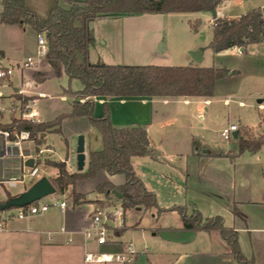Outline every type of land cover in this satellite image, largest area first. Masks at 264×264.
Segmentation results:
<instances>
[{
    "label": "crops",
    "instance_id": "crops-1",
    "mask_svg": "<svg viewBox=\"0 0 264 264\" xmlns=\"http://www.w3.org/2000/svg\"><path fill=\"white\" fill-rule=\"evenodd\" d=\"M25 1L41 21L47 20L51 9L55 6H67L64 0ZM1 2L2 0L0 1V13L3 9ZM224 3L225 0L216 10L213 20L216 18L238 19L249 12L240 9L239 13L229 14ZM263 8L264 2L250 11L260 10L262 12ZM120 17L123 16L100 18L91 24L95 37V43L89 49V59L92 63L101 62L110 65L134 61L137 64L141 62L164 64L174 60V64L179 66L225 68L222 65L209 66L205 64L206 60H212L214 56L208 54L207 47L197 39L181 41L174 46L171 43L167 44L165 40L164 42L157 40L158 38H154L152 34L149 37L145 36L144 47L139 46L136 40H130L123 32L117 34L118 31H115L116 27L119 29L123 24V18ZM0 25H2L6 36L11 35L14 41L13 47H0V67L14 69L12 77L0 81V110L3 111L0 113V124L7 125L13 119L21 118L24 98L34 101L33 110L38 114V122H50L61 114L70 113L71 111L48 119L44 117L39 119L41 115L45 116V112L42 109L38 110L37 105L43 103L45 96L38 90V86L52 77V70L46 60L36 69L24 70L22 68L26 58L35 56L37 53L38 34L31 27L7 26L1 23ZM101 26L105 27L106 31L100 36L97 29L101 30ZM161 43L164 45L159 52L158 48ZM261 44H264V41L249 45L243 51L233 48L217 54L216 57L221 58L225 53H247L250 47H259ZM132 45H136V49L139 51L128 56L125 49L127 50L128 47L131 49ZM166 47H168V54L164 56L167 51ZM200 48L203 49L202 60L196 63L188 55V52ZM142 53L144 58H142ZM134 55L136 56L134 57ZM259 74L263 77L264 71L260 69ZM232 76L234 75L217 84L213 97H96L93 99L94 113L98 117L101 116L103 106L107 103L111 110V122L115 127L124 128L137 125L146 129L151 139L154 156L135 157L132 159V165L147 189L155 194L159 208L171 209L175 206L188 208V198H191L188 194L189 191H193L190 186L193 178L195 176L207 178L210 176L208 172L211 173L212 182L220 187L218 190H213L215 192L213 196H216L217 200L214 201L221 210L217 212L224 214V211L229 215L230 225L227 227L233 228L238 233L243 254L247 258H253L256 264H264V223L260 222V227H248L247 216L242 211L246 205L264 206V199L262 196L254 197L251 193L248 198L240 197L234 193L230 195L231 183L230 187L225 185L229 177L215 171H219L221 168L228 171L227 156H230L228 152L231 150L215 151L205 141L206 125L198 127V124L193 122L194 114H199L198 116L204 120L202 111L208 110V105H212L216 103V100L224 97L222 92L227 91L225 87L230 84ZM27 83L30 85H26ZM22 90L25 93H22ZM7 101L8 105L5 104ZM5 113L9 114L8 120L4 119ZM61 129L68 146L74 145L72 138L84 136L86 159L83 172L86 171L90 153L102 148L99 133L90 125L86 117L66 118L62 122ZM91 131L97 133L99 137L100 141L96 146H92L91 141L87 146V135H90ZM46 135L47 133L43 137ZM44 154H47L45 159L53 160L51 146L46 145L39 152L34 141L26 140L19 147L10 148L6 146L5 139L0 135V204L10 199L8 194L11 197L17 196L38 180L40 175L36 177L25 175L27 168L35 166L39 169L40 174L41 167L44 166V171L47 174L44 177L53 182L57 170L39 163L42 161L40 156ZM58 162H65L69 173L78 172L77 155L75 164L70 161L69 157L66 160L59 158ZM203 167L206 170L201 177L200 173L203 172ZM12 180H16L14 186H10ZM101 183L121 186L125 183V177L109 175L104 171L100 172L95 180H80L76 184V192L85 196L88 202L75 205L73 199L70 198L72 189H68L64 193H60L61 202L67 204L65 210L57 207L58 210L54 214L49 215L51 210L41 214L40 216H44V218L38 224L35 220L38 216L6 223V226L0 229V264H86L84 256L88 251L121 252L124 251L127 244H132L134 248L135 244H139V250L133 260L126 264H237L228 253L227 247L217 232L184 230L182 219L176 211L158 213L157 209L144 210L140 207L123 211L120 203L115 202L113 206L106 207L110 211L119 213L117 217L111 216L112 245L100 248L93 241L86 240L84 232L89 226L93 214L100 209L93 201L105 198V195L95 193L96 187ZM57 193L59 192L57 191ZM234 209L241 214V218L234 215ZM193 210L195 209L192 206L188 212L192 213ZM58 218L60 229L57 226L51 227L52 222ZM223 219L227 224L226 217ZM122 227H126L127 230L121 235H116L115 230ZM45 234L52 236L45 238ZM244 248L248 250L247 253L244 252ZM54 249L58 251L55 252Z\"/></svg>",
    "mask_w": 264,
    "mask_h": 264
},
{
    "label": "trees",
    "instance_id": "trees-1",
    "mask_svg": "<svg viewBox=\"0 0 264 264\" xmlns=\"http://www.w3.org/2000/svg\"><path fill=\"white\" fill-rule=\"evenodd\" d=\"M224 0H64L66 7L57 5L51 9L49 17L41 21L35 11L30 9L25 0H2L0 23L7 26L31 27L37 34L44 33L47 41L46 61L51 67L52 77L66 75L69 80H79L83 86L80 91L67 92L74 96L72 110L61 114L50 122L13 119L10 124H0V130L14 134L28 132L30 140L40 146L43 134L53 132L62 134V122L66 118H88L90 125L99 133L102 148L90 153L87 169L84 172L69 173L65 162L45 159L39 162L57 170L53 184L59 193L72 189L73 203H86L85 196L76 192L80 180H95L100 172L109 175H123L125 183L114 186L101 183L95 193L105 195L103 200L93 201L98 208H106L119 202L123 211L135 208L144 210L157 209L158 213L176 211L187 231L217 232L227 247L228 253L237 264H256L253 258H247L240 247L238 233L225 226L221 216L204 218L193 210L188 214L186 206L161 209L155 194L147 189L135 172L132 159L135 157L154 156L151 139L143 127L132 125L117 128L111 122V110L107 103L101 116L94 113L96 97L125 98H182L213 97L217 84L223 79L235 75L227 68L194 66H125L92 63L89 49L95 43L91 24L100 18L140 14H172L212 12ZM213 38L209 48L219 54L233 48H247L264 41V18L260 10H252L238 19L216 18ZM197 31V25L194 27ZM30 98H24L23 104ZM239 136L241 131L239 130ZM247 134V133H246ZM239 138V137H238ZM239 153L259 152L264 145V134L247 135L238 140ZM117 190L122 194L116 198L109 191ZM8 198L11 195L8 194ZM234 215L241 214L234 209ZM127 230L122 227L115 230L121 235Z\"/></svg>",
    "mask_w": 264,
    "mask_h": 264
},
{
    "label": "rangeland",
    "instance_id": "rangeland-1",
    "mask_svg": "<svg viewBox=\"0 0 264 264\" xmlns=\"http://www.w3.org/2000/svg\"><path fill=\"white\" fill-rule=\"evenodd\" d=\"M263 2L264 0H225L224 5L229 14H236L242 9L243 11H250L254 7L261 5ZM118 16H123L120 17L123 18V24H121L122 26L119 27V29L118 27L115 28V31H118L117 34L123 32L130 40H136L139 46L144 47V44H146L145 36L149 37L152 34L154 35V38H158L157 40H160L161 42H164L165 40L167 41V44L171 43L174 46L181 41L185 42L189 39H197L207 47L208 54H212V57L214 56L212 60H206L205 64L209 66H213L214 64L222 65V67H227L232 71L237 70V73L232 76L230 84L225 87V90L227 91L222 92L224 97L216 100V103L213 102L214 104L208 105V110L202 111L205 117L204 120L198 116L199 114H194L193 122L198 124V127H201L203 124L204 126L206 125L207 131L204 134L205 141L210 144L215 151L221 149L231 150L228 152L230 156H227L228 171H226L225 168L215 171L219 172V174H226L227 177H229V180L225 185L230 187L229 184L231 183L232 187L229 189L231 192L230 195L234 193L240 195V197L248 198L251 193L254 197L262 196V199H264V145L257 153H239L238 151V140L240 139V136L241 138H245L247 135L259 136L264 134V76L262 77L259 74L260 69L261 71H264V44H261L259 47H250L247 53H225L223 57L219 58L216 57L217 54L209 48L214 31V28L210 24V21L214 18L212 12L178 13L171 15H117V17ZM112 18L113 17H111V19ZM195 25H197L196 32L194 31ZM2 28V25H0V47H13L14 41L12 36L9 35L7 37ZM105 31L106 28L102 26L101 30L97 29L100 36L104 34ZM136 45H132L133 47L131 49L130 47H128L127 50L125 49L128 56H132V54L139 51L136 49ZM163 45V43L160 44L158 48L159 52ZM166 49L167 51L164 53V56L168 54V47H166ZM239 50H241V48ZM141 55L142 58H144L143 53ZM135 56L136 55H134V57ZM146 63L147 62H141L140 64H137L134 61H129L110 65L179 66L174 64V60L173 62L170 60L164 64ZM82 88L83 86L79 80H69L66 75L50 77L42 82V84H39L38 90H40L45 96L43 103L37 105L38 110L42 109L45 112V116L41 115L39 119H43V117L48 119L49 117H54L60 113L70 112L75 98L67 91L71 90L75 92ZM5 104L8 105L9 102L7 101ZM8 116L9 114L5 113L4 119L8 120ZM231 124L240 126L239 130L241 131V135L237 139H234L232 136V138L226 141L222 138L221 132ZM79 137L80 136L72 138V143L74 145L69 143L70 146H68L63 134L49 132L46 137H44V142L40 146V149H44L46 145L51 146L53 150V154L51 155L53 161H59V158L66 160L69 157L70 161L75 164ZM90 141L92 146H96L100 141L97 133H94V131H91L90 135H87V146ZM34 147H36L35 144ZM46 156L47 154L40 156V159L42 160L41 162L45 160ZM218 169H220V167H218ZM44 170V166L41 167L38 179L47 176ZM202 170L203 172L200 173V176L205 174L204 171L206 168L203 167ZM208 174L210 176L207 178H204V176H201L202 178L196 176L193 178V181L190 183L193 191H189L188 195L191 198H188L187 203V211L193 206V208L199 211L204 218L221 214L219 213L221 210L217 207V204L214 201L216 200V196H213L215 194L213 190H218L220 187L212 182L213 180H211V178H213V176L211 173L208 172ZM70 198L72 199L71 196ZM61 200L60 193H57L43 198L40 200V203L54 205L60 203ZM50 210L49 215L57 212L58 208L52 206ZM242 211L247 216L248 227H260V222L264 223V206L246 205L245 208H242ZM223 213L224 214H221L220 216H223V218L226 217L227 224H225V226H229V215L224 211ZM188 214L191 213L188 212ZM43 218L44 216L38 215V217L35 218L36 224H38ZM55 226H60L59 218L52 222L51 227ZM58 229H60V227ZM50 236L52 235L45 234V238ZM135 245L136 249H134L138 252L139 244ZM244 249V252H248L246 248ZM54 251L57 252L58 250L54 249ZM117 263L118 262L106 264Z\"/></svg>",
    "mask_w": 264,
    "mask_h": 264
},
{
    "label": "built area",
    "instance_id": "built-area-1",
    "mask_svg": "<svg viewBox=\"0 0 264 264\" xmlns=\"http://www.w3.org/2000/svg\"><path fill=\"white\" fill-rule=\"evenodd\" d=\"M211 25L215 24V20L210 22ZM37 53L35 56H30L22 64L24 70L36 69L42 65L46 60L47 55V41L44 33L37 36ZM14 69L10 67H0V81L12 77ZM26 85H30L27 83ZM22 93H25L22 90ZM34 101L28 100L26 103H22L23 112H21V118L23 120L37 121V112L33 110ZM0 113H3L0 110ZM239 131V126L235 124L229 125L223 129L221 136L224 140L232 138L234 132ZM0 135L5 139L7 147H19L23 141L30 140L28 132H20L14 134L12 137L10 132L0 130ZM25 175L36 177L39 175V169L35 166L27 168ZM16 180L10 181V186H14ZM58 207L61 210L66 209V202L56 203L54 205L47 203H40V201L25 206L22 208H12L6 211H0V229L6 226V223L14 220H25L48 212L51 207ZM118 212L110 211V209L102 208L98 209L92 216L89 226L84 232L85 239L93 241L98 247L103 248L108 245H112L111 234L113 227L110 225L111 216L117 217ZM137 254L132 244H127L124 251L112 252V251H88L85 253L84 262L86 264H106V263H129L133 260Z\"/></svg>",
    "mask_w": 264,
    "mask_h": 264
},
{
    "label": "water",
    "instance_id": "water-1",
    "mask_svg": "<svg viewBox=\"0 0 264 264\" xmlns=\"http://www.w3.org/2000/svg\"><path fill=\"white\" fill-rule=\"evenodd\" d=\"M264 14V8L262 10ZM244 48H241L243 51ZM203 49L189 51L188 55L196 63L202 60ZM44 135V134H43ZM239 137V131L234 132L233 138L237 139ZM85 138L80 136L77 144V170L78 172H83L85 167ZM57 193V189L54 184L46 177H42L34 182L27 190L22 192L17 196H13L6 202L0 204V211H6L12 208H22L25 206L32 205L47 196H51ZM108 194H112L118 199H121L122 194L117 190L109 191Z\"/></svg>",
    "mask_w": 264,
    "mask_h": 264
}]
</instances>
